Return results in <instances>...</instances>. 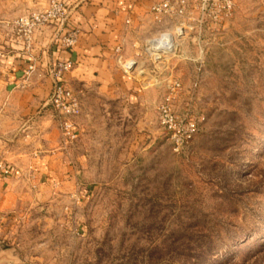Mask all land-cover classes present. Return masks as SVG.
<instances>
[{
	"label": "rangeland",
	"instance_id": "1",
	"mask_svg": "<svg viewBox=\"0 0 264 264\" xmlns=\"http://www.w3.org/2000/svg\"><path fill=\"white\" fill-rule=\"evenodd\" d=\"M231 1L227 17L206 16L177 41L167 75L149 74L161 62L137 52L135 69L153 77L139 122L105 118L90 95L92 116L72 118L75 138L62 134L71 157L90 158L84 199L22 203L14 264H264V0ZM18 5L0 0V26ZM166 95L175 113L200 118L177 152L158 121Z\"/></svg>",
	"mask_w": 264,
	"mask_h": 264
},
{
	"label": "crops",
	"instance_id": "2",
	"mask_svg": "<svg viewBox=\"0 0 264 264\" xmlns=\"http://www.w3.org/2000/svg\"><path fill=\"white\" fill-rule=\"evenodd\" d=\"M48 1L19 0L17 15L0 26V159L13 169L10 176L0 175V243L5 244L0 245V264L19 261L12 235L22 203L73 204L84 199L78 190L85 185L79 169L90 158L86 152L82 160L71 157L72 148L59 128V114L49 102L51 70L57 61L72 62L64 83L81 97V115H91L85 107L94 94L102 116L130 123L139 122L140 106L152 103L143 99L152 88V78L169 72L165 61L151 66L148 73L153 77L124 67L149 39L170 27L168 19L159 20L152 12L162 0H65V19L36 29L26 45L16 37L12 19L44 10ZM67 32H74L75 41L64 47L60 37ZM180 52L177 58L187 56ZM32 64L34 70L26 75ZM165 79L161 78L160 86L166 87ZM25 185L38 190L35 197L24 192Z\"/></svg>",
	"mask_w": 264,
	"mask_h": 264
},
{
	"label": "built area",
	"instance_id": "3",
	"mask_svg": "<svg viewBox=\"0 0 264 264\" xmlns=\"http://www.w3.org/2000/svg\"><path fill=\"white\" fill-rule=\"evenodd\" d=\"M231 0H162L155 3L152 12L157 19L164 17L168 19L170 27L159 31L146 43V50L150 54H155L159 62L166 61L169 55L175 53L177 41L184 37L186 31L193 27H200L204 22V17H210L217 21L227 17L231 12ZM65 0H49L44 10H33L17 17L12 21L14 33L17 38L29 45L32 34L42 25L62 21L66 16ZM195 11L197 15L192 18L191 14ZM186 18L188 20H186ZM193 23H192V22ZM154 40L159 49H152L151 41ZM75 41L74 32H67L60 37V43L64 47L71 46ZM172 48V50H170ZM152 52H151V51ZM134 59H129L124 63L127 69L137 68ZM72 68L69 60H59L51 70L53 84L49 95V102L56 109L60 117V129L64 137L73 139L76 131L72 118L80 113V103L78 95L67 88L64 83V75ZM34 70V65H30L26 71L29 75ZM139 73L143 68H139ZM180 83L174 81L170 83V89H178ZM171 97L166 95L159 104L158 121L159 124L169 133V140L173 151H179L186 147L198 130L199 117L188 114H177L171 108ZM12 167L0 159V175L10 176Z\"/></svg>",
	"mask_w": 264,
	"mask_h": 264
},
{
	"label": "bare ground",
	"instance_id": "4",
	"mask_svg": "<svg viewBox=\"0 0 264 264\" xmlns=\"http://www.w3.org/2000/svg\"><path fill=\"white\" fill-rule=\"evenodd\" d=\"M151 45H152V49H159V48H160V46L157 45L155 41H154ZM171 49H172V48H171ZM171 49H170V50H171Z\"/></svg>",
	"mask_w": 264,
	"mask_h": 264
}]
</instances>
